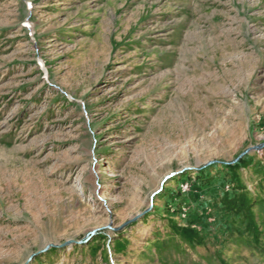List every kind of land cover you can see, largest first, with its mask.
<instances>
[{
	"label": "rangeland",
	"instance_id": "374dc122",
	"mask_svg": "<svg viewBox=\"0 0 264 264\" xmlns=\"http://www.w3.org/2000/svg\"><path fill=\"white\" fill-rule=\"evenodd\" d=\"M0 264H264V0H0Z\"/></svg>",
	"mask_w": 264,
	"mask_h": 264
},
{
	"label": "water",
	"instance_id": "95a60500",
	"mask_svg": "<svg viewBox=\"0 0 264 264\" xmlns=\"http://www.w3.org/2000/svg\"><path fill=\"white\" fill-rule=\"evenodd\" d=\"M255 149H258L257 147L255 148ZM251 152V150H247L246 152H244L236 161H234L233 163H235V162H237L240 158H242L244 155H246V154H249ZM176 175V173H171V174H169V175H167L163 180H162V183H161V189L163 188V186L171 179V178H173L174 176ZM161 189L158 191V192H156V193H154L153 194V197L157 194V193H159L160 191H161ZM150 209H148V210H146V211H144L143 213H141V214H139V215H137V216H135L134 218H132L130 221H128L125 225H129V224H131V223H133V222H136L137 220H139V219H141L148 211H149ZM70 243V242H69ZM55 247H57L56 245H49L44 251H46L48 248H55Z\"/></svg>",
	"mask_w": 264,
	"mask_h": 264
},
{
	"label": "trees",
	"instance_id": "16d2710c",
	"mask_svg": "<svg viewBox=\"0 0 264 264\" xmlns=\"http://www.w3.org/2000/svg\"><path fill=\"white\" fill-rule=\"evenodd\" d=\"M240 206H244L245 205V202L242 200V201H240ZM246 206V205H245ZM248 207V206H247ZM248 210H250V209H248Z\"/></svg>",
	"mask_w": 264,
	"mask_h": 264
}]
</instances>
